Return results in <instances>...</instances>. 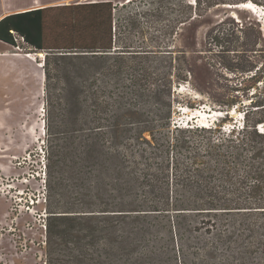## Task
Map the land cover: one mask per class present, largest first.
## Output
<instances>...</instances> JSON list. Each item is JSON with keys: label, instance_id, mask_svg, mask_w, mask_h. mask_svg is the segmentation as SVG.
<instances>
[{"label": "trees", "instance_id": "obj_1", "mask_svg": "<svg viewBox=\"0 0 264 264\" xmlns=\"http://www.w3.org/2000/svg\"><path fill=\"white\" fill-rule=\"evenodd\" d=\"M247 1L264 2L196 0L197 15ZM125 6L73 3L0 20V42L20 38L68 61L56 65L75 88L51 100L60 122L48 126L49 263L264 264V99L220 108L209 126L175 123L174 84L188 79L172 63L155 66L154 51L118 45ZM249 71L258 82L261 67ZM45 75L50 86L48 62Z\"/></svg>", "mask_w": 264, "mask_h": 264}, {"label": "rangeland", "instance_id": "obj_2", "mask_svg": "<svg viewBox=\"0 0 264 264\" xmlns=\"http://www.w3.org/2000/svg\"><path fill=\"white\" fill-rule=\"evenodd\" d=\"M10 1L18 6L8 11L22 9L20 0ZM130 2L117 10L118 45L154 51L155 66L160 61L172 63L175 76L188 79L174 84L179 112L175 123L209 126L223 116L212 115L220 113V108L235 104L243 109L255 92L264 99V2L228 4L202 17L197 15L196 0ZM190 15L194 17L184 22ZM216 39L234 51L223 53ZM18 45L0 42V264H50L45 234L47 140L48 126L56 131L60 122L51 100L54 94L64 93L62 89L75 88L66 79V69L56 65L59 61L67 67L68 61L53 54L47 59L46 52L20 38ZM47 62L53 76L51 88L46 84ZM254 67H261L258 82L249 79ZM167 71L162 67V75ZM230 118L243 121L239 112Z\"/></svg>", "mask_w": 264, "mask_h": 264}, {"label": "crops", "instance_id": "obj_3", "mask_svg": "<svg viewBox=\"0 0 264 264\" xmlns=\"http://www.w3.org/2000/svg\"><path fill=\"white\" fill-rule=\"evenodd\" d=\"M20 1H21L20 6L22 7L21 10L8 11V8L10 7L15 8L18 6V4H12L10 0H0V20L12 14H17V13H22V12H27V11L37 10V9H43V8L64 6V5H69L70 3L77 2V1L88 2V3L112 2L114 3V5L122 6L126 4L127 2H130L131 0H20ZM3 44L7 45L5 43Z\"/></svg>", "mask_w": 264, "mask_h": 264}, {"label": "bare ground", "instance_id": "obj_4", "mask_svg": "<svg viewBox=\"0 0 264 264\" xmlns=\"http://www.w3.org/2000/svg\"><path fill=\"white\" fill-rule=\"evenodd\" d=\"M245 7H246V5H245ZM248 7V6H247ZM41 55V57L43 56V54H40ZM28 57H30L29 55H28ZM32 58V57H31ZM213 116H215V115H218V116H222V113H214V114H212ZM202 126H205V125H202ZM261 127V126H260ZM262 128V127H261ZM264 128V127H263Z\"/></svg>", "mask_w": 264, "mask_h": 264}, {"label": "water", "instance_id": "obj_5", "mask_svg": "<svg viewBox=\"0 0 264 264\" xmlns=\"http://www.w3.org/2000/svg\"><path fill=\"white\" fill-rule=\"evenodd\" d=\"M220 113H222V112H220ZM223 114V113H222ZM227 114V113H226Z\"/></svg>", "mask_w": 264, "mask_h": 264}, {"label": "built area", "instance_id": "obj_6", "mask_svg": "<svg viewBox=\"0 0 264 264\" xmlns=\"http://www.w3.org/2000/svg\"><path fill=\"white\" fill-rule=\"evenodd\" d=\"M21 40H23V39H21Z\"/></svg>", "mask_w": 264, "mask_h": 264}]
</instances>
